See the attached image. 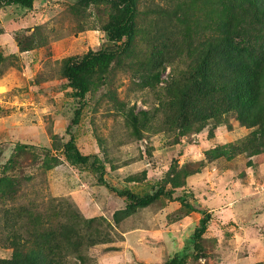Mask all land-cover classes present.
Instances as JSON below:
<instances>
[{"label": "rangeland", "instance_id": "374dc122", "mask_svg": "<svg viewBox=\"0 0 264 264\" xmlns=\"http://www.w3.org/2000/svg\"><path fill=\"white\" fill-rule=\"evenodd\" d=\"M77 1L37 0L28 11L0 7L1 26L7 31L0 40L10 35L14 45L16 35L20 38L36 22L43 26L41 34L47 35L49 42L40 52L12 61L14 66L0 78V168L25 152L20 153L18 164L9 174L23 181L21 192L27 199L36 198L47 210L54 205L52 199L72 204L84 218L103 217L114 229L106 228L114 243L88 249L86 246L84 260L68 257L64 263H166L185 250L200 220L197 212L184 209L176 200L186 196L196 209L211 215L208 230L186 264H264V152L235 155L243 142L262 150L264 139L255 143L253 130L233 119L219 126L211 123L200 132L183 136L178 131L162 129L153 111L165 95L163 88L172 73L170 66L162 72L157 93L148 87L140 88L135 68L117 70L114 84L89 95L81 121L72 131L81 153L98 154L105 164L104 180L111 187L143 195L157 185H165L167 191H173L172 199L163 196L151 207L116 223L114 214L125 210L127 201L99 181V172L72 166L62 150L56 149V144L70 139L66 130L79 104L54 67L58 64L59 68L67 57L111 45L103 41L94 8L79 15L72 13L71 6ZM179 2L141 0L149 8L172 7ZM103 15L106 16L104 11ZM199 16L202 17L199 14L195 19ZM27 19L29 24L18 28ZM9 44L4 43L0 56L12 54L14 48ZM48 64L51 67L46 71ZM49 75L55 78L37 84L40 77ZM110 90L114 99L106 97ZM120 103L125 106L121 108ZM144 111L155 119L137 140L128 120L140 117ZM224 145L235 147L230 151L235 155L232 160L213 157V150ZM54 156L61 164L43 170L42 164ZM183 168H190L191 175L184 187L174 190L166 181ZM12 254V249L0 245V258H11Z\"/></svg>", "mask_w": 264, "mask_h": 264}, {"label": "trees", "instance_id": "16d2710c", "mask_svg": "<svg viewBox=\"0 0 264 264\" xmlns=\"http://www.w3.org/2000/svg\"><path fill=\"white\" fill-rule=\"evenodd\" d=\"M36 1L0 0V7L28 11ZM89 7L98 12L103 41L111 45L67 57L59 68L58 64L54 67L71 90L70 96L79 104L66 130L70 139L55 147L62 150L72 166L99 172V181L127 201L126 209L114 214L116 223L151 207L163 196L173 197V191H167L165 185H157L143 195L111 187L104 180L106 168L98 154L84 155L74 142L72 130L81 121L89 95L114 84L117 70L135 68L140 88L148 87L157 93L162 72L169 66L172 68L163 88L165 95L153 111L162 122V129L178 131L183 136L200 132L211 123L219 126L233 119L253 130L255 143H262L264 0H181L177 6L156 8H149L141 0H78L71 11L79 15ZM199 14L202 17L195 19ZM31 26L22 34L23 38L16 35L17 53L0 56V78L14 66L12 61L20 59V53L48 45L47 35L41 34L43 26L36 22ZM3 33L0 22V35ZM50 67L48 64L44 70ZM54 78L55 75L40 77L37 84ZM106 97L114 99L113 91ZM120 105L123 108L125 103ZM154 116L144 111L140 117L129 118L128 124L137 140ZM234 149L233 145L217 147L213 157L232 160L234 154L230 151ZM262 152L264 148L259 150L243 142L235 155L254 156ZM20 153L0 168V245L13 250L11 258H0V264H65L64 258L68 257L84 260L86 246L88 249L115 242L110 232L114 229L103 217L84 218L72 204L54 199L48 210L36 198L27 199L21 192L23 181L9 174L18 164ZM59 164L60 159L54 156L42 167L49 171ZM189 175L190 168H183L166 183L174 190L184 187ZM176 200L184 209L197 212L200 220L185 250L164 264H186L211 222V215L204 209H196L186 196Z\"/></svg>", "mask_w": 264, "mask_h": 264}, {"label": "crops", "instance_id": "0c3cea01", "mask_svg": "<svg viewBox=\"0 0 264 264\" xmlns=\"http://www.w3.org/2000/svg\"><path fill=\"white\" fill-rule=\"evenodd\" d=\"M28 20V19H27ZM29 24V20L28 21H26L23 25H21V26H19L18 28H22V27H24V26H27ZM4 28H5V26H3ZM7 33V31H6V29L4 30V33L3 34H1V35H4V34H6ZM0 35V36H1ZM8 35V34H7ZM9 37H8V39L7 40H5V41H3V40H0V51H3V46H4V43H8V42H10V47H13L14 48V50L11 52L12 54H14V53H17L18 52V46H17V43H16V41L14 42V45H13V43H12V37L10 36V35H8ZM42 49H44V48H41V49H39V50H33V51H27V52H23V53H20V56H23L24 54L26 55L27 53L28 54H31V55H33L34 53H37L38 51L40 52V50H42ZM35 61V58H34V60H33V62ZM4 87V86H3ZM259 196V195H258ZM245 197H247V195H245ZM239 199V198H238ZM240 199H242V197L240 198ZM237 201V199H234V202H236ZM230 203H233V202H230ZM258 224H260V223H258ZM258 224H256V226H258Z\"/></svg>", "mask_w": 264, "mask_h": 264}]
</instances>
